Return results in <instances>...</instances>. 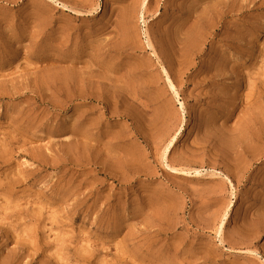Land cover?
Returning a JSON list of instances; mask_svg holds the SVG:
<instances>
[{
	"label": "rangeland",
	"instance_id": "1",
	"mask_svg": "<svg viewBox=\"0 0 264 264\" xmlns=\"http://www.w3.org/2000/svg\"><path fill=\"white\" fill-rule=\"evenodd\" d=\"M144 7L0 0V264H263L264 0Z\"/></svg>",
	"mask_w": 264,
	"mask_h": 264
},
{
	"label": "bare ground",
	"instance_id": "2",
	"mask_svg": "<svg viewBox=\"0 0 264 264\" xmlns=\"http://www.w3.org/2000/svg\"><path fill=\"white\" fill-rule=\"evenodd\" d=\"M149 2H150V0H143V3H144V6L146 7L148 4H149ZM141 7V6H140ZM144 7V8H145ZM232 16V15H231ZM238 17V16H237ZM210 22V21H209ZM221 22V21H220ZM165 72V71H164ZM167 78H168V76H167ZM168 83H169V86H170V89H171V91L174 93V95L178 98V93L176 92V90H175V87H174V85L172 84V82L170 81V79L168 78ZM79 99V98H78ZM114 101V100H113ZM112 101V102H113ZM44 102V101H43ZM93 103V102H92ZM181 104V103H180ZM182 105V104H181ZM182 107V106H181ZM175 140V137L174 138H172V141H171V144L173 143V141ZM170 144V145H171ZM170 147V146H169ZM166 153V152H165ZM173 170V172H176V173H179V175H187L188 173L187 172H184V171H177V170H174V169H172ZM192 174V173H191ZM190 174V175H191ZM193 174L195 175V176H198L199 175V172L198 171H194L193 172ZM263 264H264V261H263Z\"/></svg>",
	"mask_w": 264,
	"mask_h": 264
}]
</instances>
